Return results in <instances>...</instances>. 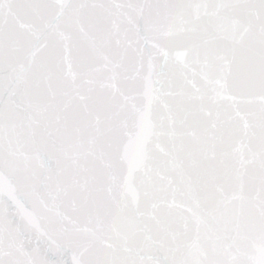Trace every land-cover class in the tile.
I'll return each instance as SVG.
<instances>
[{"label":"snow or ice","instance_id":"1","mask_svg":"<svg viewBox=\"0 0 264 264\" xmlns=\"http://www.w3.org/2000/svg\"><path fill=\"white\" fill-rule=\"evenodd\" d=\"M0 264H264V0H0Z\"/></svg>","mask_w":264,"mask_h":264}]
</instances>
